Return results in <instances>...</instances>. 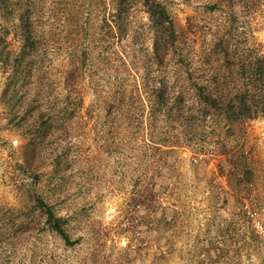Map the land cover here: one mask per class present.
I'll return each instance as SVG.
<instances>
[{
  "label": "rangeland",
  "instance_id": "rangeland-1",
  "mask_svg": "<svg viewBox=\"0 0 264 264\" xmlns=\"http://www.w3.org/2000/svg\"><path fill=\"white\" fill-rule=\"evenodd\" d=\"M207 1L164 0L194 62L227 22L233 42L264 54V0H248L247 10L232 0L231 13L208 11ZM114 2L36 0L41 40L14 115L0 59V264H264V113L150 121L146 65L173 84L182 72L173 54L151 65L139 0L124 2L123 27L110 32ZM14 24L0 15L10 55L20 42ZM39 107L69 116L44 121L40 138L37 121L25 120ZM37 195L65 218L71 245L45 224Z\"/></svg>",
  "mask_w": 264,
  "mask_h": 264
},
{
  "label": "trees",
  "instance_id": "trees-1",
  "mask_svg": "<svg viewBox=\"0 0 264 264\" xmlns=\"http://www.w3.org/2000/svg\"><path fill=\"white\" fill-rule=\"evenodd\" d=\"M125 1L115 0L111 17L113 25L105 22L112 33L114 29L119 33L123 27L122 18L127 9ZM139 2L152 30L151 65L160 66L157 68L160 69L166 63L165 57L173 54L182 72V80L175 77L177 81L173 84L164 78L152 77L153 67L146 65L145 76L147 79L150 76L151 78L146 79L142 86L147 89L145 102L150 121L162 116L168 121L232 123L252 119L264 113V54L253 47L233 42L232 36L235 34L230 30L228 22L206 47L201 48L202 50L197 53V61L194 62L193 57L187 53V45L182 43L183 32L177 31L164 0ZM233 3L232 0H209L205 3V8L208 11L231 13ZM247 3L248 0L235 1V4L246 10ZM35 6L36 0H0V15L15 20L14 27L20 41L18 50L10 55L1 48L4 45L1 41L5 37L4 33L0 34V59L9 66L2 97H5L3 99L6 103L12 106L11 115L15 114L12 109L16 101V88L30 75L32 68L29 58L33 56L41 40L33 21ZM60 116L52 115L39 107L30 112L25 120L37 121L36 132L41 138L47 126L44 121H63L69 115ZM22 153L24 163L29 164L34 156L33 143H26ZM56 167L54 163L52 172ZM33 206L43 216L49 229L66 245H71L72 240L65 227V218L57 214L41 195L34 197Z\"/></svg>",
  "mask_w": 264,
  "mask_h": 264
},
{
  "label": "built area",
  "instance_id": "built-area-1",
  "mask_svg": "<svg viewBox=\"0 0 264 264\" xmlns=\"http://www.w3.org/2000/svg\"><path fill=\"white\" fill-rule=\"evenodd\" d=\"M256 229L258 232H261V226L258 222H256Z\"/></svg>",
  "mask_w": 264,
  "mask_h": 264
}]
</instances>
